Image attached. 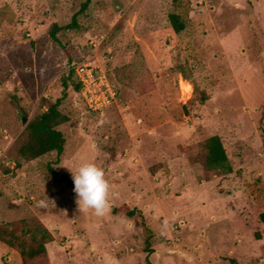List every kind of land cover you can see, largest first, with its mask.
I'll return each instance as SVG.
<instances>
[{"label":"rangeland","instance_id":"1","mask_svg":"<svg viewBox=\"0 0 264 264\" xmlns=\"http://www.w3.org/2000/svg\"><path fill=\"white\" fill-rule=\"evenodd\" d=\"M85 2L0 0V223L51 234L27 260L0 241V264H264V0ZM54 23L70 27L54 38ZM88 60L121 88L103 114L73 78L64 89L70 65ZM64 93L60 162L20 157L25 126ZM211 135L227 175L204 165ZM85 160L110 185L103 216L79 211L48 167L72 180ZM124 203L135 216L113 212Z\"/></svg>","mask_w":264,"mask_h":264},{"label":"trees","instance_id":"2","mask_svg":"<svg viewBox=\"0 0 264 264\" xmlns=\"http://www.w3.org/2000/svg\"><path fill=\"white\" fill-rule=\"evenodd\" d=\"M88 2L89 0H86L84 7ZM169 17L176 33L184 30L185 23L178 14L171 13ZM73 24H76L75 17H73L72 25ZM67 27H70V25L58 26L54 23L50 30L51 35L55 38L59 30ZM106 74L114 84V88L117 91V99L120 98L121 88L119 83L116 79L113 80L109 73ZM69 78H73L74 88L76 91L80 92L81 85L76 80L72 70H69L67 77L63 78L64 89H67L69 86ZM63 97H65V93L62 97L51 103L46 109L36 114L25 126L15 146L20 157L25 160H33L55 152L56 158L52 161V164H58L60 162V156L64 151L66 140L63 135L64 133L58 129L57 126L68 119L60 108ZM202 148L204 153V165L209 171L223 175H227L233 171L232 164L218 135L207 137L202 144ZM52 164L48 166L52 175L59 176L60 181L66 182L74 187L73 181L66 174L58 175ZM113 212H123L128 217H133L137 213V210L124 203L118 207H114ZM20 223H25V221H21ZM22 234H28V237L22 239ZM50 239V231L40 224H36L35 228L28 227V229L22 232L18 228V223L11 221L0 223V241L10 245L18 244L20 246V252L25 260L45 256L47 253L46 243ZM149 244L150 241L147 239L146 251L148 253H150L151 250ZM146 262L147 264L150 262L149 255L147 256Z\"/></svg>","mask_w":264,"mask_h":264},{"label":"clouds","instance_id":"3","mask_svg":"<svg viewBox=\"0 0 264 264\" xmlns=\"http://www.w3.org/2000/svg\"><path fill=\"white\" fill-rule=\"evenodd\" d=\"M70 171L79 211L92 210L95 215L103 216L108 208L110 190L104 170L94 161L85 160L75 171Z\"/></svg>","mask_w":264,"mask_h":264},{"label":"built area","instance_id":"4","mask_svg":"<svg viewBox=\"0 0 264 264\" xmlns=\"http://www.w3.org/2000/svg\"><path fill=\"white\" fill-rule=\"evenodd\" d=\"M80 83V97L89 110L103 114L117 100V91L104 69L92 62L82 61L70 65Z\"/></svg>","mask_w":264,"mask_h":264},{"label":"water","instance_id":"5","mask_svg":"<svg viewBox=\"0 0 264 264\" xmlns=\"http://www.w3.org/2000/svg\"><path fill=\"white\" fill-rule=\"evenodd\" d=\"M26 121H27V117H26V116H25V117L23 116V117H22V122L25 123Z\"/></svg>","mask_w":264,"mask_h":264}]
</instances>
